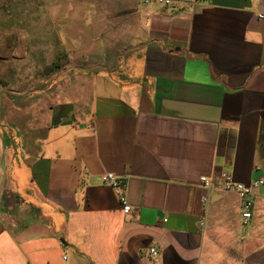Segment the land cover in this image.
I'll use <instances>...</instances> for the list:
<instances>
[{
	"label": "crops",
	"instance_id": "1",
	"mask_svg": "<svg viewBox=\"0 0 264 264\" xmlns=\"http://www.w3.org/2000/svg\"><path fill=\"white\" fill-rule=\"evenodd\" d=\"M30 1L52 63L31 113L2 98L0 264H264V184L247 226L222 188L264 180V0Z\"/></svg>",
	"mask_w": 264,
	"mask_h": 264
},
{
	"label": "rangeland",
	"instance_id": "2",
	"mask_svg": "<svg viewBox=\"0 0 264 264\" xmlns=\"http://www.w3.org/2000/svg\"><path fill=\"white\" fill-rule=\"evenodd\" d=\"M64 1L65 3H63ZM94 1L96 0H57L56 2L59 8L64 5L68 10H72L78 6H80L78 9H81L86 2L90 4ZM43 9L45 10V8ZM35 11L37 8L33 7L30 0H17V2L15 0H0V112L5 99L10 98L11 112L19 117L23 113L32 112L28 108L33 107V101L30 98L26 102L25 99L30 97L29 93L34 83L47 76L45 65L52 63L51 59L47 60L45 52L47 46L50 45L47 40L50 23H48L47 17H41V22H37L38 17L33 15ZM54 30L55 33L60 34L62 25H55ZM42 36L45 38L43 39ZM70 42L60 39L57 34V38L54 40L55 51L60 54L55 64L60 63L62 49L73 50L68 46ZM90 42L94 43V41ZM64 43L66 44L64 45ZM91 48H87V50L93 52L94 48ZM58 71L59 69L56 68L55 72L51 74H56ZM70 75L74 80L73 74ZM9 89L18 91L16 94L10 93ZM0 125H3L1 120ZM2 128L3 126H0V130Z\"/></svg>",
	"mask_w": 264,
	"mask_h": 264
},
{
	"label": "built area",
	"instance_id": "3",
	"mask_svg": "<svg viewBox=\"0 0 264 264\" xmlns=\"http://www.w3.org/2000/svg\"><path fill=\"white\" fill-rule=\"evenodd\" d=\"M145 3H161L164 5H169L172 3L171 0H143ZM263 17V15H261ZM102 182L108 186L113 187L116 189L118 198L121 202V204L124 206V211L128 213L131 209V205L128 202L127 198V184L124 177L117 176L114 173H105L102 175ZM201 182L205 185L207 188H211V181L206 177H201ZM264 184L263 179H257L254 181H251L249 184L236 182L234 180V177L231 173H225L222 176V188L225 191H235L237 192L242 200L243 205V211H242V223L243 225L247 226L253 216V196L255 191ZM201 225L205 224L204 220L200 221ZM151 252L156 255L157 252L155 249H151Z\"/></svg>",
	"mask_w": 264,
	"mask_h": 264
}]
</instances>
